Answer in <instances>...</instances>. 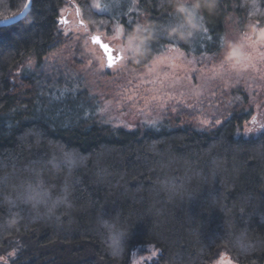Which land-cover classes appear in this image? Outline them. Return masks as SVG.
<instances>
[{
    "label": "trees",
    "instance_id": "obj_1",
    "mask_svg": "<svg viewBox=\"0 0 264 264\" xmlns=\"http://www.w3.org/2000/svg\"><path fill=\"white\" fill-rule=\"evenodd\" d=\"M73 1L94 28H146L144 63L168 46L218 59L231 32L264 27V0H215L177 45L174 0H104L106 13ZM27 3L0 0V20ZM66 4L32 0L24 20L0 29V257L15 250L11 264H131L151 245L160 255L149 264H211L222 251L236 264H264V132L239 135L247 113L212 129L167 122L128 131L101 123L79 93L62 96L49 79L18 73L61 44ZM162 184L181 195L170 198ZM102 218L126 233L116 256Z\"/></svg>",
    "mask_w": 264,
    "mask_h": 264
},
{
    "label": "rangeland",
    "instance_id": "obj_2",
    "mask_svg": "<svg viewBox=\"0 0 264 264\" xmlns=\"http://www.w3.org/2000/svg\"><path fill=\"white\" fill-rule=\"evenodd\" d=\"M103 2L92 0L93 9L106 13ZM118 26L124 29V35L117 32ZM105 27H92L77 4L67 0L60 13L61 44L40 64L35 59L25 61L18 73L24 70L42 81L49 79L48 88L59 90L62 96L74 98L79 93L84 103L95 107L99 121L114 128L136 131L169 122L171 126L205 130L221 126L235 111L243 110L248 118L239 135L248 138L264 132V59L260 57L264 53V39L260 37L264 27L252 25L245 32L229 34L227 41L243 43L253 57L252 66L239 75L219 67L223 53L215 54L217 59L180 49L182 55H178L170 51L174 46L166 47L147 63L137 55L130 61H120L116 68L102 69L101 64H107L106 56L92 44L91 37L101 36L114 48L115 55L127 48L128 40V32L119 22ZM156 59L162 63L153 65ZM16 255L14 250L1 256L0 264H11ZM159 255L154 246H141L132 254L131 264H149ZM211 264L236 263L222 251Z\"/></svg>",
    "mask_w": 264,
    "mask_h": 264
},
{
    "label": "clouds",
    "instance_id": "obj_3",
    "mask_svg": "<svg viewBox=\"0 0 264 264\" xmlns=\"http://www.w3.org/2000/svg\"><path fill=\"white\" fill-rule=\"evenodd\" d=\"M173 6L179 23L172 27L171 33L181 40H185L193 34V30L200 27L198 22V13L201 8L212 12L215 9V0H174ZM144 29L138 26L132 33L131 38L127 40V50L131 54L143 55L147 49L148 37L143 36ZM243 43H233L225 41L223 52V60L227 62L234 56H238L244 49ZM168 192L170 198L181 195L178 189H168L166 184H162ZM100 226L105 230L106 248L110 254L116 256L119 254L123 240L125 238V231L119 226L118 222L104 219L100 220Z\"/></svg>",
    "mask_w": 264,
    "mask_h": 264
},
{
    "label": "snow or ice",
    "instance_id": "obj_4",
    "mask_svg": "<svg viewBox=\"0 0 264 264\" xmlns=\"http://www.w3.org/2000/svg\"><path fill=\"white\" fill-rule=\"evenodd\" d=\"M25 7H30V5H25ZM97 7H99L97 5ZM79 14V13H78ZM20 15H23V13H21ZM16 17H4L2 20H0V24H11L15 21ZM62 22H66V21H62ZM81 23H83V21H81ZM145 31L147 30L146 28L144 29ZM205 31H207L205 29ZM117 32L120 35H124V29L121 27H117ZM132 33H128V38H131ZM260 37L261 39H264V29L261 30L260 32ZM92 41L96 44H98L105 52V54L107 55V64H101V68L103 69L104 67H107L109 69H113L116 68L118 63L120 61H124V60H131V59H135L136 58V54H132L131 57L127 56L128 50L126 49H121V54L119 56H115L112 53V49L110 48V46L106 43H102L101 42V38L98 36H92L91 37ZM245 39L251 41V37L245 35ZM170 40L172 42H174L175 44H179V41L181 39H179L177 36L173 35L172 37H170ZM255 45V42H253V47ZM170 51L175 52L178 55H182V53H180V49L179 47H175L173 49H170ZM215 55V54H214ZM261 59H264V53L260 54ZM253 59L251 52L244 47L243 51L238 55V56H234L233 58H231L230 60H228L227 62H225L223 59L219 65L220 68L224 69L225 71H235L238 75L244 71H246L251 65V60ZM153 65L157 64V63H162L161 59H156L152 61ZM173 67H175V65H172ZM130 99V98H129ZM153 99H155V97H153ZM253 122H256V118L253 117ZM262 127H264V125H262ZM66 157L70 158V154L66 153L65 154Z\"/></svg>",
    "mask_w": 264,
    "mask_h": 264
},
{
    "label": "water",
    "instance_id": "obj_5",
    "mask_svg": "<svg viewBox=\"0 0 264 264\" xmlns=\"http://www.w3.org/2000/svg\"><path fill=\"white\" fill-rule=\"evenodd\" d=\"M27 5H30V7H25L24 8V10L21 12V13H23V15H20V14H18V15H16V16H13V17H16V19H15V21L13 22V23H11V24H0V29L1 28H5V27H9V26H12V25H15V24H17V23H19V22H21L22 20H24L25 18H26V16L28 15V13L30 12V9H31V5H32V0H28V3H27ZM96 36H98V37H100L101 38V42L102 43H106V42H104V40L102 39V37L101 36H99V35H96ZM91 42H92V44L93 45H96V46H99L98 44H96V43H94L93 41H92V39H91ZM106 44H108V43H106ZM109 45V44H108ZM110 46V45H109ZM100 47V46H99ZM110 48L112 49V53H113V55H115V53H114V48H112L111 46H110ZM100 49L102 50V52L104 53V55L106 56V60H107V55L105 54V52H104V50L100 47ZM120 54H118V55H115V56H119Z\"/></svg>",
    "mask_w": 264,
    "mask_h": 264
},
{
    "label": "flooded vegetation",
    "instance_id": "obj_6",
    "mask_svg": "<svg viewBox=\"0 0 264 264\" xmlns=\"http://www.w3.org/2000/svg\"><path fill=\"white\" fill-rule=\"evenodd\" d=\"M116 55H118V54H116Z\"/></svg>",
    "mask_w": 264,
    "mask_h": 264
}]
</instances>
